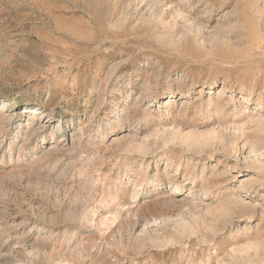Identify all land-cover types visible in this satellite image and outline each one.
<instances>
[{
    "label": "rangeland",
    "instance_id": "rangeland-1",
    "mask_svg": "<svg viewBox=\"0 0 264 264\" xmlns=\"http://www.w3.org/2000/svg\"><path fill=\"white\" fill-rule=\"evenodd\" d=\"M0 264H264V0H0Z\"/></svg>",
    "mask_w": 264,
    "mask_h": 264
},
{
    "label": "bare ground",
    "instance_id": "bare-ground-1",
    "mask_svg": "<svg viewBox=\"0 0 264 264\" xmlns=\"http://www.w3.org/2000/svg\"><path fill=\"white\" fill-rule=\"evenodd\" d=\"M33 112L35 113V112H36V110H33Z\"/></svg>",
    "mask_w": 264,
    "mask_h": 264
}]
</instances>
